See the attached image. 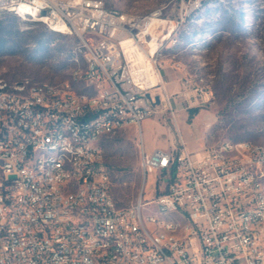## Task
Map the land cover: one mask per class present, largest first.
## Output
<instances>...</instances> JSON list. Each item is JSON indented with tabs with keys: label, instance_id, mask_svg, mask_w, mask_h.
Returning <instances> with one entry per match:
<instances>
[{
	"label": "built area",
	"instance_id": "2783aa9c",
	"mask_svg": "<svg viewBox=\"0 0 264 264\" xmlns=\"http://www.w3.org/2000/svg\"><path fill=\"white\" fill-rule=\"evenodd\" d=\"M10 1H17L10 12L31 3L52 27L82 37L79 49L92 61L90 89L108 94V101L84 103L86 91L64 98L56 94L58 86L31 88L26 77L0 79V101L12 109V119L0 129V264H92V258H99V264H264V210H258V218H247V209H256L262 200L264 152L259 143L244 146V140L228 139L230 153H223L219 143L191 148L180 136L171 149L145 148L142 122L156 106L149 95L158 96L159 103L166 98L173 117L177 112L162 73L161 50L149 44V36L171 40L204 0H177L173 16L164 14L165 4L138 20L123 19L102 0L0 3ZM190 84L185 77L183 85ZM63 86H70L67 80ZM200 91L201 101L211 99L212 91ZM114 118H121L120 128H113ZM126 125L138 129L144 178L164 171L167 180L153 196L146 198L143 186L133 204L118 206L103 149L95 147V140ZM61 127L75 129L73 154L80 155L81 169L88 171V193L64 197L59 162L34 175V168L44 166L41 144L64 143L56 139ZM234 143L247 147L252 161H241ZM45 183L63 185V193H47ZM160 203H167V210H160ZM150 204H157L162 215L183 218V236L163 240V231L172 226L162 221H154L157 232L145 229L144 221H153L147 218ZM91 217L99 218L103 231H128L127 247H119V238H94ZM248 221H260V229L248 228ZM101 247H110V255H97Z\"/></svg>",
	"mask_w": 264,
	"mask_h": 264
},
{
	"label": "rangeland",
	"instance_id": "374dc122",
	"mask_svg": "<svg viewBox=\"0 0 264 264\" xmlns=\"http://www.w3.org/2000/svg\"><path fill=\"white\" fill-rule=\"evenodd\" d=\"M103 1L121 11L140 14L168 4L164 14L171 16V7L177 2ZM81 43L79 34L57 32L45 24L23 20L13 12H1L0 79L69 80L75 68L85 65L80 52V62L73 58ZM159 58L163 75H174L166 86L169 94L177 90L171 97L174 107L175 99L178 103L177 121L166 108L170 104L166 98L158 103L150 117L171 126L175 135L168 140V135L160 134L155 125L143 123L146 150L167 140L171 146L178 145L180 136L191 148L228 139L264 145V0H206L178 29L176 41L164 47ZM185 77L191 79L186 87ZM74 86L79 91H90L83 81ZM200 89L212 91L209 101L199 99ZM192 107L199 111L190 120ZM138 142L136 125H126L100 141L118 206L133 204L143 186L145 197L153 196L167 180L164 171L149 173L147 180L144 178ZM261 180L264 184V178Z\"/></svg>",
	"mask_w": 264,
	"mask_h": 264
},
{
	"label": "bare ground",
	"instance_id": "6f19581e",
	"mask_svg": "<svg viewBox=\"0 0 264 264\" xmlns=\"http://www.w3.org/2000/svg\"><path fill=\"white\" fill-rule=\"evenodd\" d=\"M66 2H82L83 0H63ZM206 0L199 2L196 11L201 9ZM102 2H104L102 0ZM11 8H17V1H10V3H0V13L4 11H11ZM164 5L154 9L153 11L162 10ZM117 9V8H115ZM120 11V17L128 20H138L139 18L149 17V13L140 14L133 12ZM14 14L18 17H25L26 21H33L45 24L50 29L61 32L60 28L52 27V22L48 19H42V16L36 15L31 3H20V9H14ZM62 33V32H61ZM175 35L170 39H161V36L150 35L149 44L158 45V50H162L170 43L176 41ZM79 52L84 57V67L75 68L72 74V78L67 80V84L70 86H63V82L52 81H39L31 77H26V82H30L31 88H39V86L45 85L46 87H56V94L63 95L64 98H71L73 95H78L81 91L77 90L74 86L75 82L83 81L85 85L90 88L89 76L92 71V61L90 55L84 50H77L73 57L76 61L80 62ZM84 64V63H83ZM3 79V78H2ZM95 101H108V94L99 93V89H90L86 91L84 96V103H93ZM5 119H12V109L9 108V102L0 101V129H5ZM121 118L113 119V128H120ZM71 136H75V129L72 127H61L56 129V139H63V142H56L52 146L50 144H41L40 154L41 158H44V166L34 168V175H41L46 173V166H51L52 162H59L63 168L64 176V197H71L75 194L88 193V171L81 169L80 155L73 154L75 147V139ZM102 139L95 140V147L102 148L100 141ZM264 152V145L259 144ZM219 146H223V153H230V146H228V140L219 143ZM244 146H252V143L244 142ZM241 143H234V150L236 154H240L241 161H252V154L248 152L247 147H244ZM45 190L49 194L63 193V185L45 183ZM259 192L261 194V203H256V209H247V218H258V210H264V184L259 179ZM160 210H167V203H160ZM147 218H151L153 221H144V228L149 232H157V224L154 221H162V223H169L170 226L167 230L163 231V240H171L174 236H183L185 233V221L183 218L172 215H162L157 204H150V209H147ZM91 227L94 229V238H119V247H127L129 240V233L126 230H105L100 229V220L98 217H91ZM248 228L260 229V221H248ZM97 255L109 256L110 247L97 248ZM92 264H99V258H92Z\"/></svg>",
	"mask_w": 264,
	"mask_h": 264
},
{
	"label": "crops",
	"instance_id": "0c3cea01",
	"mask_svg": "<svg viewBox=\"0 0 264 264\" xmlns=\"http://www.w3.org/2000/svg\"><path fill=\"white\" fill-rule=\"evenodd\" d=\"M166 76V83H169L170 81H172V79L174 78V75L172 73L169 72H165L164 74ZM177 90H174L172 93H176ZM175 98V97H174ZM176 101V99H175ZM177 102H176V106H177ZM185 111H183L184 113H187L188 110H186L185 107H183ZM177 110H178V106H177ZM175 119L177 121V114L175 116ZM145 123L146 125H155L158 132H160V134H167L168 135V140L170 137H172V135H175V131L172 129L171 126H167L164 122H162L159 118H152V117H148L146 118L142 124ZM177 123V122H176ZM167 141H162L159 142L157 144H155L154 146L150 147L148 150H146L147 152H152L154 149L156 148H164V149H171L172 146L169 144V142ZM156 182V179H155Z\"/></svg>",
	"mask_w": 264,
	"mask_h": 264
},
{
	"label": "trees",
	"instance_id": "16d2710c",
	"mask_svg": "<svg viewBox=\"0 0 264 264\" xmlns=\"http://www.w3.org/2000/svg\"><path fill=\"white\" fill-rule=\"evenodd\" d=\"M199 111V108L198 107H192L189 109V112H190V117L189 119L191 120L192 117L194 116L195 113H197Z\"/></svg>",
	"mask_w": 264,
	"mask_h": 264
},
{
	"label": "water",
	"instance_id": "95a60500",
	"mask_svg": "<svg viewBox=\"0 0 264 264\" xmlns=\"http://www.w3.org/2000/svg\"><path fill=\"white\" fill-rule=\"evenodd\" d=\"M149 98L151 99V101L153 102L154 105H157V104L159 103V102H158V101H159V100H158V96H157L156 99L154 100L153 96L150 94V95H149Z\"/></svg>",
	"mask_w": 264,
	"mask_h": 264
}]
</instances>
